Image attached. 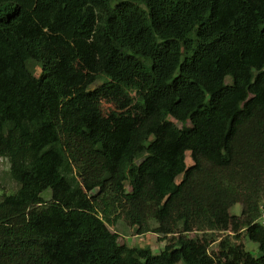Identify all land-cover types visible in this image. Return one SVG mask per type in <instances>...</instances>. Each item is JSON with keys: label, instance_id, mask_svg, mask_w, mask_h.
Listing matches in <instances>:
<instances>
[{"label": "trees", "instance_id": "1", "mask_svg": "<svg viewBox=\"0 0 264 264\" xmlns=\"http://www.w3.org/2000/svg\"><path fill=\"white\" fill-rule=\"evenodd\" d=\"M0 158V264H264V0H0Z\"/></svg>", "mask_w": 264, "mask_h": 264}, {"label": "rangeland", "instance_id": "2", "mask_svg": "<svg viewBox=\"0 0 264 264\" xmlns=\"http://www.w3.org/2000/svg\"><path fill=\"white\" fill-rule=\"evenodd\" d=\"M38 71V69H37ZM98 84V83H96ZM95 84V85H96ZM106 105V104H105ZM177 126H181L183 122L171 119ZM186 163L189 165L191 163L189 152H186ZM180 177L177 178L179 180ZM17 189V183L10 177L9 174V163L5 158H0V200L2 199L4 194L13 193ZM44 198H49L50 190L47 189L42 193ZM241 206L239 203L235 204L233 207L230 208V213L232 214H239ZM110 229L117 232L119 234V243L125 244L127 246H150L154 253H157L160 249H162L165 240H160L157 235L153 232H147L144 234H135L134 229L130 228L122 219H117L115 222L112 221L109 224ZM180 229L177 228L176 231ZM222 233V232H221ZM220 232L215 233V237L217 238L209 246V252L216 251V247L218 245V241L224 234ZM191 235V234H190ZM233 240V238H232ZM241 243L244 248L250 251L254 256H258L260 251L257 247V244L251 240H249L244 231L241 232L240 238L236 241Z\"/></svg>", "mask_w": 264, "mask_h": 264}, {"label": "built area", "instance_id": "3", "mask_svg": "<svg viewBox=\"0 0 264 264\" xmlns=\"http://www.w3.org/2000/svg\"><path fill=\"white\" fill-rule=\"evenodd\" d=\"M256 221L264 227V199L259 204V213Z\"/></svg>", "mask_w": 264, "mask_h": 264}]
</instances>
